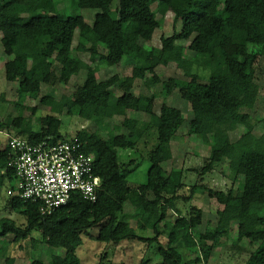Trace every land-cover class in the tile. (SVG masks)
<instances>
[{
    "label": "trees",
    "instance_id": "obj_1",
    "mask_svg": "<svg viewBox=\"0 0 264 264\" xmlns=\"http://www.w3.org/2000/svg\"><path fill=\"white\" fill-rule=\"evenodd\" d=\"M112 2L0 0V42L8 57L3 63L5 79L17 83L19 94L39 98L53 113L40 118L43 126L38 130L21 114L9 118L16 135L21 133L32 142L47 136L67 138L59 134L61 122L54 115L64 109L106 134L103 138L98 130L82 129L75 134L83 142V150L94 155V171L101 179L95 201L76 193L66 205L42 215L36 203L9 197L7 208L22 216L24 224L0 216V237L13 234L12 241L19 242L38 231L39 240L30 238L33 250L41 245L44 252L62 249V254L57 262L38 256L29 264H80L75 250L82 244L81 233L99 226L95 236L99 241L118 243L130 238L148 247L156 245L160 259L156 264H202L236 222L237 240L256 243L242 264H264V133L253 134L256 120L244 111L253 109L259 93L255 64L264 57V0H118L116 15ZM155 3L174 13L173 32L161 36L157 48L146 45L159 27ZM68 8L98 11L88 23L79 13H67ZM185 41L187 46L181 43ZM80 52L89 54L90 63L80 58ZM125 56L132 63L130 75L97 79L101 65H117ZM182 59L189 80L177 92L189 103L192 116L188 120L175 106L162 104L159 112L154 110L155 99L175 88L173 78H159L156 68ZM54 63L60 66L59 75L53 70ZM79 70L86 71L85 78L71 95L40 96L42 84L67 81ZM136 79L153 90L142 96L132 94ZM158 83L159 92L155 90ZM128 111L148 118L130 117ZM106 119L119 122L110 124ZM185 124V135L199 138L209 147V154L201 170L194 171L199 180L188 186L187 194H179L187 186L185 169L164 165L173 161L171 142ZM237 130L239 136L232 140L231 134ZM150 134L155 144L147 155L146 182L131 187L126 179L128 168L118 161L117 150L134 149ZM224 160L228 189H214L202 182V176ZM8 161L5 145L0 149V188L13 184ZM195 194L221 205L216 224L203 232L199 230L203 216L199 206L193 205L183 214H173L169 206L176 207L177 200L188 201ZM168 215L171 227L163 235L162 223ZM192 235L198 252L186 257L183 250ZM8 245L4 240L0 256ZM14 261L5 255L3 264ZM137 264L150 263L142 259Z\"/></svg>",
    "mask_w": 264,
    "mask_h": 264
},
{
    "label": "rangeland",
    "instance_id": "obj_2",
    "mask_svg": "<svg viewBox=\"0 0 264 264\" xmlns=\"http://www.w3.org/2000/svg\"><path fill=\"white\" fill-rule=\"evenodd\" d=\"M117 6L118 0H113L112 10L114 15H116L115 9ZM153 8L155 10V17L159 20V27L154 31L151 40L146 42V45L157 48L160 44V37L169 36L173 32L174 13L161 9L158 3H155ZM97 11L98 10L95 9H67V13H79L83 15L85 21L88 23L93 21ZM179 29L180 26L178 30ZM76 42L77 34L75 33L72 45L75 46ZM181 43L184 46L188 44L187 41ZM78 54L85 62L90 63L89 54L87 52H80ZM186 54H189V52L186 51ZM7 59L8 57L4 54L0 42V149L5 147L8 135L19 134L14 128L9 126V118H14L21 114L22 117L30 119L34 130H38L43 126L42 123L39 124L40 118L47 114H53L47 106L40 103L39 98L32 99L27 94H19L17 91V83L9 82L5 79L3 63ZM131 66V61L125 56L117 65H101L96 73V77L98 80H104L114 74L120 76L130 75ZM183 66L184 59H182L180 63L170 62L165 66L159 65L156 68V74L159 78H173L175 88H173L169 95L163 93L155 99L154 110L155 112H159L162 104L175 106L182 111L183 116L188 120L192 116L189 103L182 99L177 92L178 88L185 86L189 80V75L184 72ZM59 69L60 66L54 63L53 70L56 75H59ZM85 74V70H79L67 81L58 79L52 85L42 84L40 96L50 95L57 97L62 94L71 95L75 89L83 83ZM255 81L259 86L256 103L253 109H244V111L249 112L253 116V119L256 120L253 134L259 136L264 133V57H260L255 64ZM152 90V88L144 85L141 80L136 79L131 93L136 96H142L150 93ZM155 90L157 92L161 90L160 83L155 86ZM54 115L60 119L59 134L62 137L73 136L77 131L82 129L89 132L98 130L99 136L106 138L105 131L91 122L67 113L65 109L61 114L54 113ZM127 115L130 117H139L141 119L148 118L146 114H138L133 111H128ZM106 121L112 124L118 123L119 119H114L112 121L106 119ZM186 129L187 125L185 124L178 132L179 137L171 142L173 161L164 165L167 169L169 167H183L185 169L184 182L187 186L181 189L179 194H187L188 186L193 185L199 180L200 176L196 172L201 170L200 168L204 165L205 158L209 154V147L203 144L199 138L185 135ZM239 133V130L234 131L231 134V139H237ZM20 136H22L21 133ZM146 139L147 141L141 140L134 149L119 148L117 150L118 161L128 168L126 179L131 187L144 184L147 179V171L150 166L147 155L154 147L155 139L152 134ZM130 162H132L131 165ZM225 164L226 161L224 160L213 171L205 173L202 176V182L214 189H228L230 181L223 176ZM7 189V186L0 188V216L9 217L19 226H23V217L11 211L10 208H7L6 201L9 198V195L6 193ZM193 205L199 206L203 212L202 224L199 230L203 232L205 229L212 228L217 222L216 211L221 208V205H219L215 199L195 194L193 198L188 201L177 200V209L174 204L169 203L173 214H179V212L182 214L186 213L187 209ZM132 225H135L134 221H132ZM162 225L163 235H165V232L171 227V216L168 215ZM98 228L99 226H96L90 228L87 232L81 233L82 244L75 250L80 264H137L142 259H147L150 264H156L160 261L157 255L156 245L148 247L146 243L130 238L121 240L118 243L99 241L95 239ZM13 237V234L0 237V253H3L1 249L3 241H8L9 245L5 251V255L12 256L15 260L14 264H29L31 258L38 256L44 261H59L62 249H51L44 252V248L39 245L36 250H33L30 238L39 240L40 233L38 231H32L31 237H27L19 242L12 241ZM161 243H165L163 238H161ZM187 244L188 247L183 250L186 257H194L198 252L194 235L188 237ZM255 245L256 243L250 242L249 239L238 241L237 223L232 222L227 228L225 235L219 239V245L213 248L208 261L202 264H242L248 253L254 249ZM5 255L0 256V264L4 263Z\"/></svg>",
    "mask_w": 264,
    "mask_h": 264
},
{
    "label": "built area",
    "instance_id": "obj_3",
    "mask_svg": "<svg viewBox=\"0 0 264 264\" xmlns=\"http://www.w3.org/2000/svg\"><path fill=\"white\" fill-rule=\"evenodd\" d=\"M9 161L13 172L9 197L36 203L42 215L66 205L73 194L95 201L101 186L94 171V155L83 150V142L68 136H47L32 142L20 135H8Z\"/></svg>",
    "mask_w": 264,
    "mask_h": 264
}]
</instances>
